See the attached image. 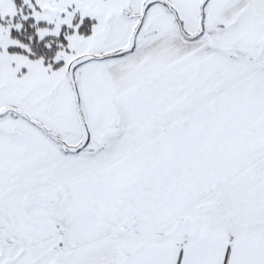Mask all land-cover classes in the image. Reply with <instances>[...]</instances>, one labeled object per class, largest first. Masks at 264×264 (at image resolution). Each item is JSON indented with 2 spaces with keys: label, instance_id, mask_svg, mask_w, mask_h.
<instances>
[{
  "label": "snow or ice",
  "instance_id": "obj_1",
  "mask_svg": "<svg viewBox=\"0 0 264 264\" xmlns=\"http://www.w3.org/2000/svg\"><path fill=\"white\" fill-rule=\"evenodd\" d=\"M0 264H264V0H0Z\"/></svg>",
  "mask_w": 264,
  "mask_h": 264
}]
</instances>
